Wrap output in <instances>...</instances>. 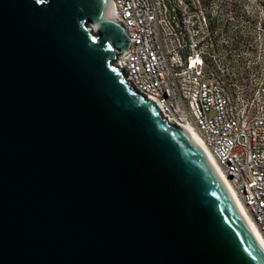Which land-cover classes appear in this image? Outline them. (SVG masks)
<instances>
[{
  "label": "water",
  "instance_id": "95a60500",
  "mask_svg": "<svg viewBox=\"0 0 264 264\" xmlns=\"http://www.w3.org/2000/svg\"><path fill=\"white\" fill-rule=\"evenodd\" d=\"M127 51L111 0H0V264H264Z\"/></svg>",
  "mask_w": 264,
  "mask_h": 264
},
{
  "label": "built area",
  "instance_id": "2783aa9c",
  "mask_svg": "<svg viewBox=\"0 0 264 264\" xmlns=\"http://www.w3.org/2000/svg\"><path fill=\"white\" fill-rule=\"evenodd\" d=\"M232 2L234 10L226 13V0L205 6L200 0H111L128 39V51L115 65L166 120L198 134L264 243V60L248 94L226 93L232 83L221 78L232 70L225 63L231 42L252 36L258 13L264 20V4ZM213 18L230 26L217 43L209 28Z\"/></svg>",
  "mask_w": 264,
  "mask_h": 264
},
{
  "label": "rangeland",
  "instance_id": "374dc122",
  "mask_svg": "<svg viewBox=\"0 0 264 264\" xmlns=\"http://www.w3.org/2000/svg\"><path fill=\"white\" fill-rule=\"evenodd\" d=\"M226 1L229 2L230 0ZM206 2L207 0H205V3L201 1V4L205 6ZM255 2L258 8L260 4H264L263 0H255ZM225 5L227 6V4ZM257 16L256 29L252 36L248 40L245 39L241 42L233 40L234 42H231L230 48L233 49L232 55L225 59V63L226 67H232V72L229 71V75H224L223 77L221 75V78L226 84L232 83V85H226L224 88L228 94L242 91L248 94L253 90L259 79V68L264 60V20L262 19L261 13H258ZM229 28V24L225 23L224 29L217 36L216 43L222 39L225 40L226 35L230 32ZM234 68L235 70H233Z\"/></svg>",
  "mask_w": 264,
  "mask_h": 264
},
{
  "label": "bare ground",
  "instance_id": "6f19581e",
  "mask_svg": "<svg viewBox=\"0 0 264 264\" xmlns=\"http://www.w3.org/2000/svg\"><path fill=\"white\" fill-rule=\"evenodd\" d=\"M184 128H186L187 132L190 134L192 140L202 149V151L204 152V154L207 156V158L210 160L212 166L214 167V169L216 170V172L219 174V176L222 178L223 182H225L224 180V176L223 174L217 169V166L216 164L214 163V161L211 159L210 155L208 154L207 150L205 149V147L203 146L202 142H201V139L200 137L198 136V134L190 127H187V126H184ZM226 183V182H225ZM239 206V205H237ZM239 208V207H238ZM240 209V212L242 213L243 215V218L246 222V224L248 225V227L250 228L252 234L254 235V237L256 238L257 242L259 243V245L261 246V248L263 249L264 251V243H263V240L260 238L259 234H258V231L256 230L253 222L248 218V216L243 212L241 211V208Z\"/></svg>",
  "mask_w": 264,
  "mask_h": 264
},
{
  "label": "trees",
  "instance_id": "16d2710c",
  "mask_svg": "<svg viewBox=\"0 0 264 264\" xmlns=\"http://www.w3.org/2000/svg\"><path fill=\"white\" fill-rule=\"evenodd\" d=\"M202 3H205V0H201ZM264 1V0H263ZM225 12L228 13V12H232L234 10V5H233V2L232 0H230L227 4V6H225ZM224 23V24H223ZM221 22V21H217L215 18L211 19L210 20V24H209V28H210V32L213 34L214 33V40L217 39V36H219V34L222 32V30L224 29V25L225 23L227 22ZM217 30V32H216ZM234 41H239V40H234ZM232 41V42H234ZM217 49V46L215 48V50ZM235 70V68L233 69ZM224 75H229L228 71H226L225 74L222 75V77Z\"/></svg>",
  "mask_w": 264,
  "mask_h": 264
}]
</instances>
